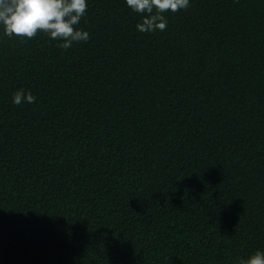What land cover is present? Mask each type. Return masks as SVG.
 <instances>
[{
    "label": "trees",
    "instance_id": "obj_1",
    "mask_svg": "<svg viewBox=\"0 0 264 264\" xmlns=\"http://www.w3.org/2000/svg\"><path fill=\"white\" fill-rule=\"evenodd\" d=\"M0 264H264V0H0Z\"/></svg>",
    "mask_w": 264,
    "mask_h": 264
}]
</instances>
